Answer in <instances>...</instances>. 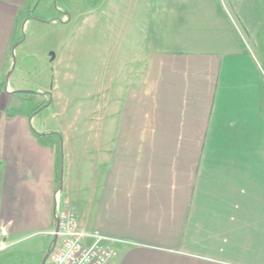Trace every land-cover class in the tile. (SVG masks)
<instances>
[{
	"label": "crops",
	"instance_id": "0c3cea01",
	"mask_svg": "<svg viewBox=\"0 0 264 264\" xmlns=\"http://www.w3.org/2000/svg\"><path fill=\"white\" fill-rule=\"evenodd\" d=\"M35 3L0 0V250L36 231L48 249L73 209L111 264H264V0H131L143 68L106 76L83 135L7 113Z\"/></svg>",
	"mask_w": 264,
	"mask_h": 264
},
{
	"label": "rangeland",
	"instance_id": "374dc122",
	"mask_svg": "<svg viewBox=\"0 0 264 264\" xmlns=\"http://www.w3.org/2000/svg\"><path fill=\"white\" fill-rule=\"evenodd\" d=\"M99 1L35 3L36 7L26 16L30 23L20 34L22 44L12 55L7 79L8 86L30 93L11 95L8 114L33 117L37 130L83 135L87 114H97L94 105L106 76L109 80L113 74L114 85H123V77L125 84L132 85V77L141 72L144 63L145 47L137 37V22L143 15L130 11L131 0H102V9L89 15L88 4ZM56 6L62 13L69 12L66 24H62ZM123 22L129 28L121 43ZM139 29L142 33L141 21ZM43 250L47 253L45 236L40 231L32 232L20 237L11 248L0 250V264H38Z\"/></svg>",
	"mask_w": 264,
	"mask_h": 264
},
{
	"label": "built area",
	"instance_id": "2783aa9c",
	"mask_svg": "<svg viewBox=\"0 0 264 264\" xmlns=\"http://www.w3.org/2000/svg\"><path fill=\"white\" fill-rule=\"evenodd\" d=\"M55 220L57 241L45 264H111L116 240L81 230L73 209L57 210Z\"/></svg>",
	"mask_w": 264,
	"mask_h": 264
},
{
	"label": "water",
	"instance_id": "95a60500",
	"mask_svg": "<svg viewBox=\"0 0 264 264\" xmlns=\"http://www.w3.org/2000/svg\"><path fill=\"white\" fill-rule=\"evenodd\" d=\"M17 93H30V92H26V91H23V92H17ZM57 230H58V221L55 220V228H54V235H53V238L49 244V247L47 249V253L46 255L43 257L42 261H41V264H45V261L47 259V257L49 256L53 246L55 245L56 241H57Z\"/></svg>",
	"mask_w": 264,
	"mask_h": 264
},
{
	"label": "trees",
	"instance_id": "16d2710c",
	"mask_svg": "<svg viewBox=\"0 0 264 264\" xmlns=\"http://www.w3.org/2000/svg\"><path fill=\"white\" fill-rule=\"evenodd\" d=\"M19 94V93H18ZM23 94H27V93H23ZM48 135V134H47Z\"/></svg>",
	"mask_w": 264,
	"mask_h": 264
}]
</instances>
